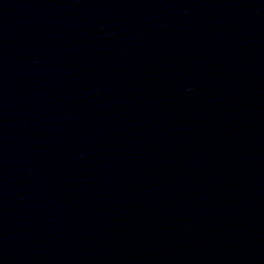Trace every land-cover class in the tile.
Here are the masks:
<instances>
[{
    "label": "water",
    "instance_id": "95a60500",
    "mask_svg": "<svg viewBox=\"0 0 264 264\" xmlns=\"http://www.w3.org/2000/svg\"><path fill=\"white\" fill-rule=\"evenodd\" d=\"M0 264H264V0H0Z\"/></svg>",
    "mask_w": 264,
    "mask_h": 264
}]
</instances>
